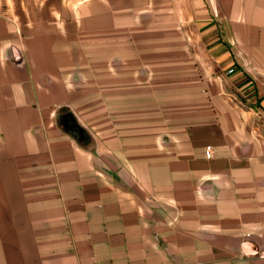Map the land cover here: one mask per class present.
Listing matches in <instances>:
<instances>
[{
	"label": "crops",
	"instance_id": "0c3cea01",
	"mask_svg": "<svg viewBox=\"0 0 264 264\" xmlns=\"http://www.w3.org/2000/svg\"><path fill=\"white\" fill-rule=\"evenodd\" d=\"M0 264H264V0H0Z\"/></svg>",
	"mask_w": 264,
	"mask_h": 264
},
{
	"label": "rangeland",
	"instance_id": "374dc122",
	"mask_svg": "<svg viewBox=\"0 0 264 264\" xmlns=\"http://www.w3.org/2000/svg\"><path fill=\"white\" fill-rule=\"evenodd\" d=\"M222 73L225 74L224 71H222ZM186 81H187L186 79L182 80V84ZM196 84H197L196 90H209L208 85L205 82V79L198 78L196 80ZM213 84H214L215 88L218 87L217 88L218 90H220V89H222V90H237L235 83L231 79H228L227 81L225 79H218Z\"/></svg>",
	"mask_w": 264,
	"mask_h": 264
},
{
	"label": "built area",
	"instance_id": "2783aa9c",
	"mask_svg": "<svg viewBox=\"0 0 264 264\" xmlns=\"http://www.w3.org/2000/svg\"><path fill=\"white\" fill-rule=\"evenodd\" d=\"M234 70H235L234 68H230V69L228 70V73H233ZM212 153H213V150H212L211 146H208V147H207V151H206L207 156H208V157H211V156H212ZM247 235L250 236L251 234H247Z\"/></svg>",
	"mask_w": 264,
	"mask_h": 264
}]
</instances>
